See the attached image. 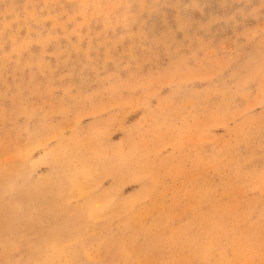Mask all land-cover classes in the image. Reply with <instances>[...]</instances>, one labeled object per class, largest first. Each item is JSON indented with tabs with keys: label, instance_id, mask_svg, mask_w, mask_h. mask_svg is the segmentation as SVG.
Instances as JSON below:
<instances>
[{
	"label": "rangeland",
	"instance_id": "rangeland-1",
	"mask_svg": "<svg viewBox=\"0 0 264 264\" xmlns=\"http://www.w3.org/2000/svg\"><path fill=\"white\" fill-rule=\"evenodd\" d=\"M0 264H264V0H0Z\"/></svg>",
	"mask_w": 264,
	"mask_h": 264
}]
</instances>
